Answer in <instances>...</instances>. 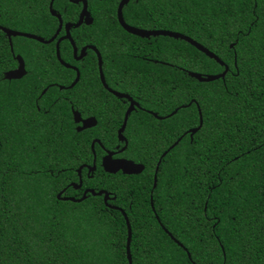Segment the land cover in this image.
<instances>
[{
  "label": "trees",
  "instance_id": "16d2710c",
  "mask_svg": "<svg viewBox=\"0 0 264 264\" xmlns=\"http://www.w3.org/2000/svg\"><path fill=\"white\" fill-rule=\"evenodd\" d=\"M50 1L0 0V25L49 40L59 26ZM87 1L94 23L71 31L77 48L97 46L104 70L119 66L116 80L126 76L122 91L165 117L134 111L125 130L124 155L145 167L122 175L133 264H264V0H130L124 7L127 24L182 33L223 63L183 39L128 33L117 18L121 0ZM81 7L55 0L53 11L78 23ZM11 43L0 30V264H128L123 213L104 194L63 199L83 197L71 183L93 162L92 139L105 138L102 117L114 118L115 97L88 106L85 99L102 88L97 72L81 70L71 87L75 72L60 63L54 43ZM60 54L80 65L69 40ZM18 56L26 74L8 79ZM226 68L210 82L192 76ZM74 110L99 116L95 134L77 130ZM178 140L153 188L157 163ZM86 175L85 188L108 191L120 207L117 174L99 165Z\"/></svg>",
  "mask_w": 264,
  "mask_h": 264
},
{
  "label": "flooded vegetation",
  "instance_id": "af4514ba",
  "mask_svg": "<svg viewBox=\"0 0 264 264\" xmlns=\"http://www.w3.org/2000/svg\"><path fill=\"white\" fill-rule=\"evenodd\" d=\"M82 6H83V4H82ZM82 8L83 7H81V11H82ZM81 11H80V14H81ZM88 11H89V4H88ZM67 23H69V22H64V25H63V28H62L60 34L55 39V41L52 42V43L55 44V46L57 44V41L61 37L65 36V34H66L65 25ZM93 23H94V19H93ZM83 25H87V24L83 23L80 27H82ZM91 25H87V26H91ZM59 26H60V24H59ZM59 26H58L56 32L58 31ZM75 29H78V28H75ZM72 30L73 29L70 30V33H71ZM56 32L54 33V35L56 34ZM91 46L95 47L99 51V53L101 54V57H102V70H103V76H104V80H105L106 84H104L102 82V78H101V75H100L99 58H98L97 52L95 50L91 49L90 48ZM84 47H88V49L85 51L84 56L82 58H79V57H81L82 49ZM89 51H92L93 54L91 55ZM88 55H90V56H88ZM73 58H74V60L76 62H78L80 64L78 66H76L74 64L71 65L73 68H70V69H72L75 72L74 80L77 78L78 73H79V81L81 80V75H82L81 70H84L86 72H93L94 74H95V72H97L96 77L99 78L100 84L102 86L101 89L99 87H97V88H99V89H97L99 91L98 95H95L93 93V96H92V95H90L88 93L89 97L85 99V102L88 104V106L90 104L95 103L98 99L99 100L103 99L106 102H110L113 99L111 96L115 97L114 98L115 100L114 99L113 100H114L115 103H117V104H115L116 105L115 113H114V115H112V117L114 116V118L108 119V118L102 117V120H105V122H106L103 125H101V131H102L103 135L105 136V138L101 139L99 136H94V138L92 139L91 148H92V152H93V162L91 164H83L80 167V169H79L80 171L78 170V174L80 176V182L79 183H75V182L71 183V185L75 189H77V190H81L82 189L83 190V192L81 194V197L84 196V194L87 192V194H86V198H87L89 196V194H92L91 191H93L95 193H98V192H96L93 188H90V187H86L85 188L84 187V183L82 181L83 179L81 180V178H83V172L85 170H86V173H87L86 177L92 178L94 173L97 172L98 166L101 165L103 167V159L109 154H112V157L114 159L120 160L121 163H122V159L134 161V160H132V159H130V158H128V157H126L124 155V152L128 148V144H129V141H128L126 135H125L126 128L122 132V136L123 137L121 138L119 136V130L122 128V126H123V124L125 122V117H126L127 111L131 107L132 103H134V110L129 114V117L134 111H138V110L145 111L146 113H149V114L153 115L157 119H163L165 117H159L154 110L147 109V108L143 107L141 105V103L138 100H136L134 97H132L129 93H127L126 90L122 91V89H125V88L127 89L129 87L128 83H127L126 76L122 80V75H121L120 76L121 79L119 81L116 80V74L118 72H120V69H119L120 67L119 66H106V69L104 70V67H103L104 57H103L101 51L98 49L97 46L92 45V44L85 45L81 49H78L76 56H74V51H73ZM87 58H89V59H87ZM87 62L90 65H88ZM95 64H96V67H95ZM102 90H104V93L102 92ZM111 91L117 92V93L121 94V96L115 95ZM104 94H105V97L103 96ZM122 94L127 95L128 97H122ZM100 95H101V97H99ZM105 98H106V100H105ZM93 110L96 111L95 107L93 108ZM74 111H76V110H74ZM79 113L81 115L82 120H88V119L92 120L93 118L96 120L97 123H96L95 126H93L91 128H88V129H85V130L93 129L94 130L93 134H95L96 128L98 127L99 124H101L99 116L95 115V114H91L89 116H84L81 112H79ZM171 116H172V114L168 115L167 117H171ZM129 117H128V121H129ZM128 121H127V124H128ZM115 122H121V124L119 126H116L114 124ZM76 125H77L76 128L78 130V128L82 125V123H76ZM126 127H127V125H126ZM85 130H83V131H85ZM106 141H107V143H106ZM96 147L99 148V152H103V155L100 157V159H99V156L97 154L99 152L96 151ZM157 167H158V163H157ZM157 167H156V169H157ZM116 174L118 175V178H119V191H120V194H121V198H120L121 205H120V207H116V205L111 204L109 202V201H114L116 199V197L112 196V194L109 193L108 191H106V192L109 193V200H108V202H105V203H106V205L108 207H110L112 209H119L120 213L122 214V180H124V178L122 179V175H125V177H126V176H133V175H139V174H125V173L122 172V169L119 172H117ZM101 191H104V190H101ZM94 196H98V195H94ZM152 198H153V196H152Z\"/></svg>",
  "mask_w": 264,
  "mask_h": 264
},
{
  "label": "water",
  "instance_id": "95a60500",
  "mask_svg": "<svg viewBox=\"0 0 264 264\" xmlns=\"http://www.w3.org/2000/svg\"><path fill=\"white\" fill-rule=\"evenodd\" d=\"M70 1L72 3H74V4H79V3L82 2L83 8H82V11H81V14H80L79 22L78 23H71V22L67 23L65 25V32H66L65 36L64 37H61L57 41V44H56V54H57V58L60 61V63L62 65H64L65 67H67V68H73V67L70 64L66 63L62 59V57H61V54H60V43H61V41H63V40H69L71 42V44H72V47H73L74 56H76L77 55L78 48L76 46L75 41L73 40V38L71 36L70 30L71 29H75V28H79L83 23H85L87 25H91L93 23V18L91 17L90 12L88 11V1L87 0H70ZM54 2H55V0H51L50 1L49 10H50L51 14L58 19L60 26H59V29L56 32V34L51 39L45 40L44 38H42L40 36H37L35 34L25 33V32H20V31L12 30V29L3 27L1 25H0V30L3 31L6 34V36L8 37V39L10 41V43H11L13 37H24V38H28V39H32V40L38 41L40 43L51 44L58 37V35L60 34V32H61V30L63 28V25H64V22H63V19H62L61 15L58 14V13H55L53 11ZM129 2H130V0H121L120 3H119V5H118V9H117L118 22L122 26V28L125 31H127L128 33H130L132 35L139 36V37H143V38H149L151 36H154V37H156V36H169V37H173V38H176V39H183V40L189 42L190 44H192L193 46H195L197 49H199L200 51H202L203 53H205L209 57L216 59L219 63H223L220 60L219 57H217L214 53H212L206 47H204L203 45H201L197 41L193 40L189 36H186V35H184L182 33L173 32V31H169V30H146V29L137 28V27H134V26H131V25L127 24L125 22V19H124L123 9H124V7ZM90 48L93 49V50H95L97 52V55H98V58H99L100 75H101V78H102V82L104 84H106V82L104 80V76H103L102 57H101V54L99 53V51L95 47H92L91 46ZM87 49H88V47H84L82 49L81 57H79V58H82L84 56L85 51ZM17 60L19 61V66H18L17 69H14L12 71H9L6 74V77L8 79H18V78H22L26 74V64H25L24 59L21 56H18L17 57ZM227 71H228V68H226V70L222 74H220V75H209V76H207L205 78L201 74H196V73H192V76H196L200 81L210 82V81L218 80L220 78H224V76L226 75ZM78 81H79V73H78V76H77L75 82L71 85V87L75 86V84ZM111 92L114 93L115 95L121 96V94H119L117 92H114V91H111ZM122 97H128V96L122 94ZM133 110H134V103H132L131 107L128 109L127 114H126V117H125V122H124L122 128L119 130V136L121 138L123 137L122 136V132L126 128L129 114ZM176 112L177 111H175L173 114H175ZM73 114H74L75 123H82V125L78 128V131H83L85 129L91 128V127L95 126L96 123H97L94 118L92 120L91 119L82 120L81 115H80V113L78 111H74ZM201 125H202V121H201ZM201 125L199 127L195 128V129H192L191 130L192 133H196L201 128ZM180 140H178L173 146H171L162 155V157H161V159H160V161L158 163V167L156 169V174H155L153 188H156V186H157V172H158L159 165H160V163L162 161V158L165 157L168 154V152L179 143ZM103 167H104V170L106 172L112 173V174H116L121 169H122V172L125 173V174H141L144 171V169H145V167L142 164L135 163L134 161L122 159V163H121L120 160L114 159L112 157V154L107 155L103 159ZM62 193L63 192H61L58 195V198H61V194ZM91 193L93 195H98V196L104 194L105 195L104 196L105 202H107L108 199H109V193L106 192V191H100L98 193H95V192L91 191ZM86 194H87V192L79 200L74 199V198H63V199L64 200H71V201H74V202H81V201H83L86 198ZM151 205H152V207L154 206L153 199L151 200ZM153 211L155 213V209H153ZM122 213L125 216L126 224H127V230H128L127 243H126V253H127V258H128V264H133L132 254H131L132 229H131V225H130V222H129V219H128L127 215L125 214V212L123 210H122ZM156 217L158 218V216H156Z\"/></svg>",
  "mask_w": 264,
  "mask_h": 264
},
{
  "label": "rangeland",
  "instance_id": "374dc122",
  "mask_svg": "<svg viewBox=\"0 0 264 264\" xmlns=\"http://www.w3.org/2000/svg\"><path fill=\"white\" fill-rule=\"evenodd\" d=\"M26 30L30 31V29H29V28H27Z\"/></svg>",
  "mask_w": 264,
  "mask_h": 264
}]
</instances>
